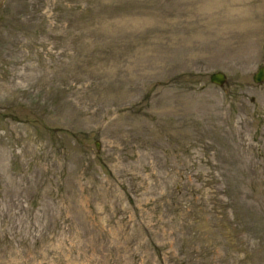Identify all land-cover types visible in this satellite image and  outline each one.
Masks as SVG:
<instances>
[{
    "label": "rangeland",
    "instance_id": "rangeland-1",
    "mask_svg": "<svg viewBox=\"0 0 264 264\" xmlns=\"http://www.w3.org/2000/svg\"><path fill=\"white\" fill-rule=\"evenodd\" d=\"M262 64L264 0H0V264H264Z\"/></svg>",
    "mask_w": 264,
    "mask_h": 264
},
{
    "label": "water",
    "instance_id": "water-1",
    "mask_svg": "<svg viewBox=\"0 0 264 264\" xmlns=\"http://www.w3.org/2000/svg\"><path fill=\"white\" fill-rule=\"evenodd\" d=\"M210 80L218 85H223L227 80V75L223 71H216L211 73ZM254 81L257 83L264 82V66L255 73ZM97 147H99V143H97Z\"/></svg>",
    "mask_w": 264,
    "mask_h": 264
},
{
    "label": "flooded vegetation",
    "instance_id": "flooded-vegetation-1",
    "mask_svg": "<svg viewBox=\"0 0 264 264\" xmlns=\"http://www.w3.org/2000/svg\"><path fill=\"white\" fill-rule=\"evenodd\" d=\"M260 66H264V65H260Z\"/></svg>",
    "mask_w": 264,
    "mask_h": 264
}]
</instances>
